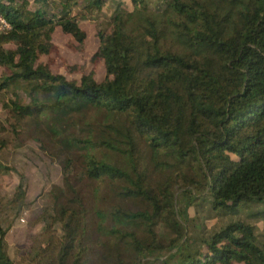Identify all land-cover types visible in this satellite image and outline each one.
I'll list each match as a JSON object with an SVG mask.
<instances>
[{
	"label": "trees",
	"instance_id": "trees-1",
	"mask_svg": "<svg viewBox=\"0 0 264 264\" xmlns=\"http://www.w3.org/2000/svg\"><path fill=\"white\" fill-rule=\"evenodd\" d=\"M109 1L0 0V155L29 133L62 173L14 258L0 219V264H264L252 225L201 238L188 226L197 199L231 214L264 206V0L115 1L106 16ZM90 17L104 78L52 73L41 59L54 32L83 52ZM15 172L1 204L20 211Z\"/></svg>",
	"mask_w": 264,
	"mask_h": 264
},
{
	"label": "rangeland",
	"instance_id": "rangeland-1",
	"mask_svg": "<svg viewBox=\"0 0 264 264\" xmlns=\"http://www.w3.org/2000/svg\"><path fill=\"white\" fill-rule=\"evenodd\" d=\"M122 2L125 8H131L129 0H111L104 9V15L109 16L113 12L115 2ZM108 22L107 18L104 23ZM94 17L80 21V27L85 31L87 38L83 52H74L68 46L72 42L70 37L63 35L59 29L53 34V44L56 52L51 57H43L42 63L48 64L52 73L65 75L68 79H79L80 73L67 74L65 64L83 67L86 73L95 70L96 80L104 78V66L102 63L94 65L91 58L98 47L97 25ZM0 116L3 113L0 111ZM94 117L96 114L94 113ZM34 137V138H33ZM35 135L27 133L21 136L19 141L0 155V164L10 167L17 172H22L26 177V197L20 211L3 206V199L10 197L19 182L17 173L0 170V219L2 226L7 230L6 241L10 246L11 257L14 258V246L22 245L28 238L37 234L42 224L38 221L44 208L50 207L49 192L53 186H62L61 166L58 158L46 153V144L35 139ZM87 192L94 193L95 185L84 183ZM83 184V185H84ZM94 201H96L94 199ZM105 202V200H102ZM195 206V207H194ZM101 207V206H100ZM264 210L262 204L241 207L237 213L231 214L211 209V205L205 200L197 199L189 209V235L201 238L218 232L231 222H243L255 228V234L259 243L264 244L263 220L259 213ZM97 215L94 214V222ZM159 233L162 230L159 229Z\"/></svg>",
	"mask_w": 264,
	"mask_h": 264
},
{
	"label": "built area",
	"instance_id": "built-area-1",
	"mask_svg": "<svg viewBox=\"0 0 264 264\" xmlns=\"http://www.w3.org/2000/svg\"><path fill=\"white\" fill-rule=\"evenodd\" d=\"M8 30H10V25L0 14V34L6 33Z\"/></svg>",
	"mask_w": 264,
	"mask_h": 264
}]
</instances>
